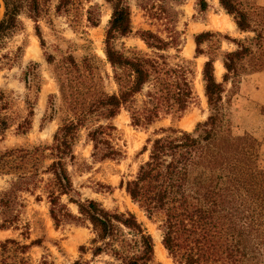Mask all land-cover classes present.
Listing matches in <instances>:
<instances>
[{"label":"trees","instance_id":"16d2710c","mask_svg":"<svg viewBox=\"0 0 264 264\" xmlns=\"http://www.w3.org/2000/svg\"><path fill=\"white\" fill-rule=\"evenodd\" d=\"M111 13L106 25L104 56L112 70L116 90L108 93L101 87L91 60L77 61L71 54L56 60L45 53L52 66L58 96L48 97L42 121L59 114L60 124L50 144L14 147L0 152V176L7 185L0 191V230L17 229L22 196L29 194L39 201L40 191L49 204V216L55 228L65 224H88L93 238L90 248L81 246V254L108 256L103 264H151L155 244L137 217L129 212L108 210L95 200L81 199L74 189L68 167L76 164L74 146L81 130L92 146L94 163L119 161L123 157L112 135V121L126 111L134 127H148L162 116L180 118L195 102L189 61L171 63L166 55L183 44L177 30L186 0H136L155 28L140 29L135 34L150 55L127 54L116 42L133 32L130 0H104ZM249 0H218L240 33L252 32L245 40L226 38L236 49L216 55L210 47L201 72L203 94L209 115L191 131L174 128L162 130V136L147 140L142 151L148 152L132 179L121 181L131 202L148 219L160 217L161 245L173 264H264V172L257 166L258 142L233 125L229 113L226 85L237 78L261 72L264 66V20L259 30L252 24L254 8ZM52 0H0V51L23 30L22 17L34 23L35 35L44 47L38 22L47 15ZM76 0H57L55 14H66ZM199 11L207 9L205 0H197ZM264 12V8H256ZM97 10V16L93 12ZM87 21L99 22V8L90 7ZM219 33L202 32L194 36L195 57L204 54L201 45ZM218 42V41H217ZM22 49L4 53L0 61L21 57ZM225 70L221 81L214 75L218 58ZM94 59V58H93ZM39 64L29 63L21 72L26 95V116L11 112L9 96L0 91V142L15 127L26 134L31 126L34 104L42 78ZM57 101L59 103L57 104ZM48 162V164H46ZM65 197L67 202L63 203ZM77 208L74 215L67 208ZM27 237V232H22ZM40 240L22 244L15 239L0 242V264H30L26 254ZM73 264H88L80 260Z\"/></svg>","mask_w":264,"mask_h":264},{"label":"rangeland","instance_id":"374dc122","mask_svg":"<svg viewBox=\"0 0 264 264\" xmlns=\"http://www.w3.org/2000/svg\"><path fill=\"white\" fill-rule=\"evenodd\" d=\"M135 1L130 0L133 32L128 37L118 40L116 47L127 54L150 55V51L135 33L140 29L155 30V28L149 24L143 12L136 8ZM205 1L207 2L205 11H199V7L196 5L197 0H186L179 8L181 16L177 30L181 32L183 44L178 51L171 49L166 52L171 63L183 60L190 62V78L195 102L180 118H173L171 115L162 116L155 123L144 128L132 126L128 113L122 110L112 121L115 127L112 141L123 153V157L119 161L94 163L91 159L92 146L86 140V130H81L74 146L76 164L68 167L74 189L79 193L81 199L95 200L108 210L129 211L143 224L155 244L154 260L151 264H173L166 250L158 252L156 248L158 242L161 243L159 230L161 219L159 216L148 219L145 213L131 202L119 184L121 181L132 179L138 166L147 159L148 152H143L142 149L144 146L148 147V139L152 140L164 135L161 131L168 128L191 132L198 123L206 120L209 111L203 94L201 72L211 50L210 47L219 48L215 54L220 55L222 52L236 49V46L226 38L245 40L254 37L252 32L240 33L237 30L232 18L219 6L218 0ZM56 2L57 0H52L47 15L38 22L44 47H41L40 41L35 35L34 23L30 19L22 17L23 30L15 34L5 49L0 51V56L6 52L13 55L17 48L22 49L21 57L17 60L0 61V91H4L9 96L11 112L14 114L22 117L26 116L28 112L24 104L27 92L24 83L20 80L22 70L31 62L37 63L42 78L40 92L37 95L33 115L30 119V129L22 135L15 131V127L10 128L4 140L0 142V152L20 146L50 144L52 136L60 124V114L49 122L42 121L47 111L48 97L50 95L58 96L53 69L47 64L45 53L51 54L56 60L66 54L73 55L77 61H81L84 57L92 58L91 60L97 67L96 74L100 78L101 87L108 93L116 90L112 80L111 67L106 62L103 52L106 25L111 13L109 6L104 0H76L68 13L57 15L54 11ZM248 2L254 8V12L251 13L252 24L256 30H259V22L264 20V12L256 8H264V0H249ZM93 6L99 8L97 26H92L87 21V11ZM1 16L2 8H0V18ZM96 16L97 10L93 12V17ZM202 32L219 33L221 37L211 38V42L203 43L201 49L204 54L195 57L194 36ZM188 45H190V49L187 51ZM34 50L37 51L34 52ZM262 55L264 58V49ZM261 71H264V66ZM224 73L225 70L218 56L214 63L216 80L221 81ZM248 76H242L233 83H228L224 96L229 99V113L233 125L239 131L253 137L250 130L256 123L261 125L264 122V108L247 102L248 99L241 82ZM58 103L59 101H57ZM254 139L259 145L257 166L261 171L264 168V161L261 158L260 143L256 138ZM7 180V176H0V191L6 187ZM35 195L41 196L39 201L35 200V196L29 194L22 196L23 207L20 209L17 229L0 230V242L5 239H15L22 244H29L31 241L40 240V244L31 246L26 254L30 264H73L77 260L88 264H103L112 261L104 255L92 258L90 251L81 254L79 250L81 246L91 247L90 240L94 235L90 226L71 223L55 228L48 213L49 204L46 196L41 190L37 191ZM62 202H67L65 197L62 198ZM67 208L72 214L77 215L75 205L67 204ZM22 232H27L28 238L22 236Z\"/></svg>","mask_w":264,"mask_h":264},{"label":"crops","instance_id":"0c3cea01","mask_svg":"<svg viewBox=\"0 0 264 264\" xmlns=\"http://www.w3.org/2000/svg\"><path fill=\"white\" fill-rule=\"evenodd\" d=\"M241 86L246 93L247 102L259 108H264V71L249 75L246 80L241 82ZM250 133L259 141L261 158L264 161V122L261 125L260 123H256L250 130ZM261 171L264 172V168Z\"/></svg>","mask_w":264,"mask_h":264},{"label":"bare ground","instance_id":"6f19581e","mask_svg":"<svg viewBox=\"0 0 264 264\" xmlns=\"http://www.w3.org/2000/svg\"><path fill=\"white\" fill-rule=\"evenodd\" d=\"M189 49H190V45H188V47H187L186 50L188 51ZM31 50H32V49H31ZM36 51H37V50H36ZM36 51L34 50V52H36ZM34 52H33V53H34ZM35 55H36V53H35ZM35 55H34V56H35ZM156 248H157L158 252H162L163 250H165V249L163 248V246L161 245L160 241L158 242V245H157Z\"/></svg>","mask_w":264,"mask_h":264}]
</instances>
